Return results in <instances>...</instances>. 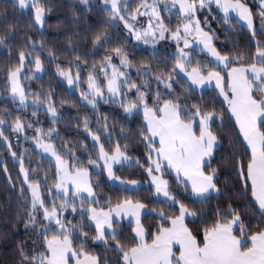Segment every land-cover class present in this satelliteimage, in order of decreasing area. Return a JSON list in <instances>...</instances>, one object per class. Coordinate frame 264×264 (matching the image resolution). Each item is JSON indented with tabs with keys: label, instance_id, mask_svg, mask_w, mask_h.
Listing matches in <instances>:
<instances>
[{
	"label": "snow or ice",
	"instance_id": "snow-or-ice-1",
	"mask_svg": "<svg viewBox=\"0 0 264 264\" xmlns=\"http://www.w3.org/2000/svg\"><path fill=\"white\" fill-rule=\"evenodd\" d=\"M80 3L89 10L93 6L92 0H80ZM14 4L21 10H29L40 29L44 28L45 15L52 11L42 0H14ZM101 5L109 17L105 23L109 27L123 23L136 41L153 46V57L159 41L175 42V52L166 62L172 67L157 66L154 70L149 62L134 64L124 46L107 45L106 27L92 38L94 48L107 45L106 54L98 63H92L85 80L81 79L80 64L88 63L86 56L74 55L75 63L67 66L56 64V73L70 89L79 91L85 108L91 107L96 112L101 103L114 104L122 109L125 120L142 116L143 122L134 134L144 145L146 163L139 160L135 163L146 172L150 191L154 189L153 204L162 207L149 208L131 196L102 202L97 186L91 181L89 166L106 172L110 181L123 186V191H139L140 181L124 179L114 171V165L132 159L127 154L129 145L120 143V139L127 140L133 134L131 129L126 135V129L121 126L120 138L114 147H109L113 144L115 126L109 125L108 118L98 119V127L94 129L87 116L82 121L78 116L77 127L82 126L83 132L91 137L92 151L89 152L87 145L70 146L67 142L57 147L56 141L61 137L56 128L45 131L36 127L40 120L13 117L4 109L8 114L0 115V142L6 145L14 162L19 163L23 176L19 191L27 216L24 227L35 236L31 250L24 244L18 245L19 264H107L109 258L102 259L93 251V245L115 253V264H264V42L257 40L254 54L247 58L229 56L214 46L216 37L204 30L215 8L223 14L220 19L224 24H230L234 14L251 31L253 39L257 35L258 15L260 35L264 36V0H258L255 12L246 0H138L135 8L127 0H99L95 6ZM162 13L169 14L167 23ZM172 16L179 19L175 28L171 26ZM139 17H147L146 27ZM7 27L8 31L0 34V47L7 49L10 56L15 26ZM45 50L50 61L58 59L52 49L45 48L43 39L35 41L26 37V43L16 49L18 63L7 68V80L11 103L19 105L17 110L27 111L32 107V117L46 111L55 125L60 115L51 89L47 94H32L21 85L26 62L34 65L35 73L44 72L41 52ZM196 51L206 52L212 59L207 63L193 61L191 57ZM133 68L140 83L130 74ZM180 74L186 80L177 79ZM25 78H35L31 69ZM153 81L157 85L154 93ZM82 83H86V90ZM177 84L183 88L180 94L174 87ZM205 86L215 93L213 103L190 101L196 89ZM215 101L220 102L219 111ZM226 120L235 134L230 152V170L235 176L231 192L221 188L219 169L212 167L215 154L223 148V138L216 129H225ZM8 129L17 137L32 130L33 134L24 135V139L31 140L49 168L26 167L25 154L18 156L13 150L6 134ZM79 148L86 159L76 154ZM4 171H8L7 166ZM39 171L44 173L42 178ZM173 177L180 192L172 190ZM232 193L246 199L256 210L254 222L246 223L231 202L219 203L223 196ZM212 199L218 201L217 207L211 218L201 220L208 214L194 205H204ZM103 203H107V209ZM142 213H154L158 222L146 228ZM68 214L74 217L78 214L79 219L70 220ZM124 218H128L127 227L131 229L127 237L123 233L125 226L118 224ZM86 221L89 230H85Z\"/></svg>",
	"mask_w": 264,
	"mask_h": 264
},
{
	"label": "trees",
	"instance_id": "trees-1",
	"mask_svg": "<svg viewBox=\"0 0 264 264\" xmlns=\"http://www.w3.org/2000/svg\"><path fill=\"white\" fill-rule=\"evenodd\" d=\"M43 3L48 4L52 11L46 14L45 24L43 29V37L41 32L34 23L33 14L30 11L23 12L17 5L14 4V0H0V34L8 31V25L15 26V32L12 34L13 39L10 41L14 45L11 55L9 56L8 50L0 47V115H7L3 110L8 109L11 115L27 117L29 120H40L41 123L36 127H41L45 131L48 128L54 127L60 133V140H57V147L62 143L67 142L70 146H78V144L87 145L89 152L92 151L91 137L87 136L83 132L82 126L77 127V117L79 116L82 121L84 116H87L90 120V125L95 129L98 127L97 120L103 117L108 118L109 125L115 126V132L113 133V144L109 147H114L115 141L120 138V127L123 126L127 130H132V135H129L127 140L120 139V143H127L129 145L127 154L132 158L129 162H124L122 165L114 167L116 175L121 176L124 179H135L140 181L142 186L139 187V191L130 190L125 192L122 190L121 185L112 186L106 177V172H101L100 169L89 166L90 177L93 185L97 186V192L100 199L103 201L111 198L113 202L117 199L122 200L125 196H131L134 200H140L141 202L148 204L149 208L156 206L162 207V205H154L155 200L154 189L150 191L151 185L149 178L143 168L139 167L135 161L139 160L141 164L146 163L144 145L141 144L135 133V130L139 127V124L143 122L142 116L132 118L129 120L124 119V113L118 105L103 104L99 105L98 111L94 112L91 107L85 108L82 106L79 96L76 92L70 91L64 84H62L56 76V64L67 66L70 62H73L74 55H80L87 57V64H80V68L83 70L81 79L85 80L93 62H99L106 54L107 45L112 46H124L128 52L129 59L134 64H139L141 61L149 62L153 65V69L158 66L161 69L171 68L170 63H166L167 59L173 54V49L167 48L163 51H157L155 57L153 52L143 51L135 49L133 42L127 39L125 31L119 27H109L106 21L109 17L104 13L101 7L95 5L99 0H92V7L89 10L85 5L80 3V0H42ZM138 0H130L129 4L135 8ZM246 3L250 8L257 11V4L254 0H246ZM207 11V10H205ZM168 13H162L165 17ZM222 14L213 8L212 13L208 16L209 25L205 27V31L213 34L216 38L213 40L214 46L218 50H223L222 54L229 56L242 55L245 58L254 54L256 48V41L260 40L264 42V36L260 35V21L258 15L255 17V27L257 35L255 39L252 38L251 32L243 28L234 19L230 24H224L220 17ZM215 17V18H213ZM203 18V14H201ZM171 26L175 28L179 22L178 17H171ZM168 21L165 20V23ZM108 28V42L105 48H94L92 45V38L95 33L101 31L103 28ZM30 36L35 41L43 39V43L46 49H52L58 59L50 61L47 51L41 52L42 60L44 61V72L38 78L23 79V87L32 94H47L49 90L52 91L55 104L60 115L59 123L53 125L51 120L46 115V111H40L37 118L31 116L32 107H29L27 111L17 110L15 104L11 103L8 99L10 88L7 84V68L9 66L18 63V56L16 49L23 46L26 43V37ZM40 46L37 44V50ZM193 52V50L191 51ZM205 55L202 52L196 51L192 55L193 61L201 60L204 63L208 62V58L205 59ZM73 73H75V67H73ZM133 79L140 83V79L137 78L136 70L133 68L130 72ZM141 79H149L143 77ZM177 79H182L180 76ZM84 84V83H83ZM162 89V85L160 86ZM176 93L180 94L183 88L177 84L174 86ZM186 87V85H185ZM152 92L154 93L157 85L153 81L151 83ZM203 96V99H201ZM215 93L211 89H205L203 91H197L190 97V101L200 102L202 104L211 105L214 101ZM151 98V97H149ZM31 100V96L29 98ZM66 101V103H61ZM216 108L219 111L220 102L215 101ZM75 105V106H74ZM228 126L221 130L217 127V132L221 135L223 148L217 152L216 159L214 160L212 167L218 168L220 173V186L222 189H227L231 192L233 188V181L235 176L230 170V152L231 145L234 142V133L232 131V124L225 121ZM219 124V121H217ZM10 137L12 148L16 151L17 155L24 153L25 166L29 168H37L38 165L43 169H48L49 165L46 160L38 155V151L32 145L31 140L25 141L24 135L31 136L32 130H28L25 134L19 135L12 133L10 129L6 132ZM27 150V152H26ZM76 154L82 159H86V154L82 148L77 150ZM94 154V153H93ZM7 166L8 171L5 172L4 168ZM54 172V169L51 170ZM31 174V173H30ZM43 171H39L41 178L43 177ZM11 178V182H9ZM168 179V176H165ZM23 176L19 172V163L14 162L13 157L7 150L6 145L0 142V264H19L18 245L24 244L27 250H31L33 247L34 234L30 230H26L24 227V221L26 220V211L24 208V200L20 195V187L22 186ZM173 183V192H180V189L175 186L174 177L170 181ZM146 184V185H144ZM23 187L27 188L26 185ZM130 187V186H129ZM30 199V194L26 193ZM183 195V193H181ZM231 202L241 214L242 219L246 223L254 222L257 218L256 210L250 207L246 199H240L234 193L226 194L219 201L220 204L227 205ZM190 203V202H189ZM218 201L216 199L210 200L204 205H194L197 209H202L207 213V217H201V220L205 218H211V215L217 207ZM107 203H103V207L107 209ZM147 211V210H146ZM70 213V209H69ZM142 222L146 228H151L158 220L155 218V214L142 215ZM68 219L78 220L79 215L75 217L68 214ZM88 223L85 222V230L88 229ZM128 221H120L118 224H123L124 236L127 237L131 232V229L127 227ZM199 223V222H198ZM190 227L192 225H189ZM121 231L120 227L116 229ZM91 244V241H89ZM93 251L103 259L107 256L109 259L107 264H115V253L111 251L105 252L104 249L98 245H93Z\"/></svg>",
	"mask_w": 264,
	"mask_h": 264
},
{
	"label": "rangeland",
	"instance_id": "rangeland-1",
	"mask_svg": "<svg viewBox=\"0 0 264 264\" xmlns=\"http://www.w3.org/2000/svg\"><path fill=\"white\" fill-rule=\"evenodd\" d=\"M255 2H256V4L258 3V0H254ZM127 2L129 3L130 2V0H127ZM161 7H163V5H161ZM21 10V9H20ZM21 11H23V12H27V11H29V10H21ZM222 14V13H221ZM223 15V14H222ZM45 18H46V15H45ZM168 19H169V14H167L166 15V17H165V20H167L168 21ZM233 19L236 21V22H238L243 28H245L246 30H248L247 29V27H246V25H243V22L242 21H239L238 20V18L237 17H234V14H233ZM139 21H142L143 23H144V27H146L147 26V17H139ZM117 23V25L119 26V27H121L124 31H125V34H126V37H127V39H131L132 40V42H133V46H134V48L135 49H139V50H143V51H149V52H153L154 51V49H153V46L151 45V44H145V43H143L142 41H136L133 37H131V35L128 33V31H127V29H125L124 28V26H123V23H120V22H116ZM139 26V25H138ZM36 27L39 29V31L40 32H43V29H40V27L38 26V25H36ZM249 32H251L250 30H248ZM202 47V46H201ZM167 48H171V49H173V53L175 52V42H173V41H171V40H161V41H159L156 45H155V51L157 52V51H163V50H165V49H167ZM193 49H185V51H187V52H191ZM128 53V52H127ZM209 60H211L212 58L206 53V52H202ZM116 63H118V61H115ZM29 69H31L32 70V72L34 73V77L35 78H38V77H40L42 74H43V72L42 73H35V71H34V65H27V62H26V68H25V71L24 72H22L21 73V85H23V83H22V81H23V79H26L25 78V76L27 75V73H28V70ZM55 73H56V71H55ZM56 76L58 77V79H59V81L62 83V84H64L70 91H73V92H76L77 93V95L79 96V98H80V93H79V91H76V90H74V89H70L69 88V86L67 85V82L66 81H64L62 78H60L58 75H57V73H56ZM180 77L182 78V79H184V80H186V77H183V74H180ZM7 84H8V86H9V88H10V83L8 82V80H7ZM23 87V86H22ZM81 87L82 88H84L85 90L87 89V85H86V83H82L81 84ZM213 87H214V82H213ZM205 89H210V88H208V86H205V88L204 89H196L197 91H203V90H205ZM8 99H10L11 100V95H10V91H9V94H8ZM29 103H30V99H29ZM15 106L17 107V108H19V105L18 104H15ZM43 111V110H42ZM47 115V114H46ZM48 116V115H47ZM49 117V116H48ZM37 118V117H36ZM49 119L51 120V118L49 117ZM24 137V136H23ZM33 146H34V144H32ZM34 148H35V146H34ZM37 150V149H36ZM37 151H39V150H37ZM127 162H129V161H127ZM118 165H120V164H117V165H114V167H116V166H118ZM106 177H107V180L109 181V183L112 185V186H119L120 184H119V182L118 181H110L109 179H108V176H107V173H106ZM148 184H150L151 185V183H150V181H149V183ZM143 184H139L138 185V188L140 187V186H142ZM144 185H146V184H144ZM27 186V185H26ZM86 195V194H85Z\"/></svg>",
	"mask_w": 264,
	"mask_h": 264
},
{
	"label": "crops",
	"instance_id": "crops-1",
	"mask_svg": "<svg viewBox=\"0 0 264 264\" xmlns=\"http://www.w3.org/2000/svg\"><path fill=\"white\" fill-rule=\"evenodd\" d=\"M142 215H143V213H142ZM122 221H128L129 222L128 218H124ZM118 222H120V221H118Z\"/></svg>",
	"mask_w": 264,
	"mask_h": 264
}]
</instances>
